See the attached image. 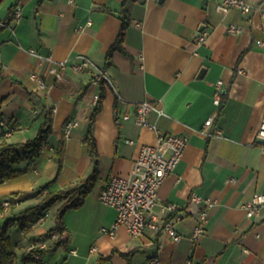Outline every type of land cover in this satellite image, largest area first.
Here are the masks:
<instances>
[{"label": "crops", "instance_id": "0c3cea01", "mask_svg": "<svg viewBox=\"0 0 264 264\" xmlns=\"http://www.w3.org/2000/svg\"><path fill=\"white\" fill-rule=\"evenodd\" d=\"M219 1L0 0V22L6 23L0 25V128L11 130L6 141L18 144L23 154L22 144L36 136L48 111L52 116V131L40 155L12 165L20 173L0 184V201L11 196V208L20 210L38 201L37 188L43 184L53 180L48 190L63 189L91 172L83 138L95 107L93 95L101 92L100 85L92 82L97 69L106 70L111 85L103 84L101 108L92 125L99 174L81 207L88 205L105 226L113 223L116 211L99 200L101 188L111 174L131 171L140 144L156 141L154 130L133 120L135 103L151 100L163 114L152 111L148 121L159 132L188 138L182 158L158 189L155 207L158 213L162 203L180 207L184 216L176 229L181 239L150 231L133 237L120 227L113 237L93 236L87 246L91 239L72 243L66 233L64 264H97L100 259L103 264H145L152 255L161 264H264V209L249 218L243 207L254 193H264V153L255 142L264 111V16L258 10L245 15L236 7L222 13L216 8ZM247 1L264 9V0ZM123 8L130 18L122 41L126 53L116 50L108 57ZM15 9L21 13L18 19L12 17ZM230 25L241 32L228 31ZM202 29L208 35L197 43ZM31 50L54 61L67 59L63 79L55 81L47 72V62ZM81 54L92 65L75 71L70 64ZM31 72L39 73L47 86L37 88ZM218 80L223 93L216 105ZM124 113L130 119H124ZM211 115L213 123L205 127ZM68 119L77 125L66 137L63 129ZM217 128L222 135L208 136L203 131ZM128 138L134 142L127 143ZM60 141L65 155L57 175L54 149ZM67 165L72 176L63 187L59 181ZM192 193L214 200L208 207L205 232L197 241L191 238ZM54 224L36 222L8 233L16 258L7 264L34 247L49 246L59 235H41ZM91 246L96 250L90 252ZM60 249L47 253L52 255L48 264H60L53 260ZM141 252L144 258L137 257Z\"/></svg>", "mask_w": 264, "mask_h": 264}, {"label": "built area", "instance_id": "2783aa9c", "mask_svg": "<svg viewBox=\"0 0 264 264\" xmlns=\"http://www.w3.org/2000/svg\"><path fill=\"white\" fill-rule=\"evenodd\" d=\"M236 7L242 14L248 15L253 10H258L264 16V9L261 4H252L247 0H220L216 5L218 11L226 13L230 8ZM21 13L18 9L13 10V19H18ZM90 24V19L87 20ZM0 25H6L0 22ZM82 27L80 26V29ZM241 28L230 25L228 31L241 32ZM208 32L204 29L199 30L196 35V42L203 43L206 40ZM264 45V41L261 42ZM32 53L38 56L40 60L47 62V72L51 74L55 81L63 79V71L68 65V60L54 61L50 55H40L31 50ZM92 65L91 60L86 55H79L78 60L70 64V67L75 71L88 70ZM30 79L35 83L37 88L43 89L47 86V82L37 72L30 73ZM92 82L98 85H111V79L104 69H97L93 73ZM222 81L216 82V90L213 96V102L219 105L223 90L221 89ZM99 93L93 95L94 105L99 101ZM156 111L158 114H163L161 108L155 105L151 100L145 99L135 103V112L133 120L143 126L150 128L156 132L155 143H142L139 146L138 153L133 160L131 171L127 175L111 174L99 193V200L108 206H111L116 211V216L113 223L109 227H101V232L105 235L113 237L122 227L126 232L133 237H141L147 231L167 233L174 241L181 239V234L177 231L176 225L181 221L184 214L180 207L175 203H162L159 205L160 213L155 211L158 204V189L175 168L176 164L182 158V154L187 145L188 138L184 135L159 132L155 124L148 121L150 112ZM124 119H130L128 113L122 115ZM214 116H209L204 126H210L213 123ZM77 125L76 120L68 119L64 123V136H68L70 130ZM206 135H222L221 129L217 128L213 132L203 130ZM11 134L10 129L0 128V140L8 138ZM127 143H133V139H126ZM255 142L264 153V111L261 116L259 126L255 131ZM214 204V200L204 199L196 193H192L189 199L191 206L192 219L194 221L191 238L197 241L205 232V224L208 219V207ZM2 211L0 216L5 215L11 201L4 199L1 202ZM243 207L246 211V216L251 218L258 214L261 209H264V193L256 192L249 198ZM47 212L39 218L38 223L45 221ZM96 250V246L90 247V252ZM245 253L249 250L244 248ZM75 253V250H71ZM145 264H161L157 255L149 257Z\"/></svg>", "mask_w": 264, "mask_h": 264}, {"label": "trees", "instance_id": "16d2710c", "mask_svg": "<svg viewBox=\"0 0 264 264\" xmlns=\"http://www.w3.org/2000/svg\"><path fill=\"white\" fill-rule=\"evenodd\" d=\"M121 26L118 36L115 42L110 46L108 51V57L111 56L113 51H120L126 53L122 46L125 30L129 25L130 18L125 8L121 11ZM101 92L99 94V101L92 110L89 116V124L86 135L83 138L85 145L87 146L88 154L92 160L91 172L82 179L79 183L69 186L67 188L58 190H48V187L53 183V180L43 184L37 188V194L41 195L35 204L16 210L12 205L9 207V214L0 216V264H7L16 258V252L12 246L8 230L11 226L16 225L20 230H25L32 224L36 223L46 211L56 204L58 201H62L61 205L57 209L55 224L48 228L41 237H50L52 234H57L59 237L54 240L47 247H34L30 253L23 254L21 258L25 261L39 260L38 257L55 251L59 247H64L66 250L67 237L63 238V235L67 233V228L64 224L63 215L65 211L70 208L80 207L92 190L99 174L98 170V151L96 141L92 135V125L96 113L101 108V99L103 98V84L100 85ZM52 131V116L50 111L47 112L44 122L40 125L36 136L22 144L23 154L18 151V144L10 143L6 141V138L0 140V184L5 180L10 179L20 173V170L12 168L14 163H18L21 159L31 160L34 157L40 155L42 149L46 145L47 138ZM65 155L64 142L60 141L57 147L54 149V161L57 164V175L60 173ZM2 206L0 203V212ZM68 236V234H66ZM121 255L126 256L125 253ZM104 260L100 259L97 264H103Z\"/></svg>", "mask_w": 264, "mask_h": 264}, {"label": "rangeland", "instance_id": "374dc122", "mask_svg": "<svg viewBox=\"0 0 264 264\" xmlns=\"http://www.w3.org/2000/svg\"><path fill=\"white\" fill-rule=\"evenodd\" d=\"M70 164V163H69ZM56 165V173H57V164ZM29 171V170H28ZM72 176V171L71 167H65L63 171V176L62 179L59 181L63 187L68 181V179ZM80 182V180H78ZM78 182V183H79ZM90 193V192H89ZM88 193V194H89ZM91 196V195H89ZM8 200H13L11 196H8ZM3 199V200H4ZM1 200L0 202H2ZM98 206L101 205L100 201L96 200ZM59 202V201H58ZM85 202V201H84ZM60 203L54 204L51 206L46 212H47V217L45 219V225H51L55 223L56 219V209L59 206ZM84 204V203H83ZM82 204V205H83ZM57 205V206H56ZM63 220L65 224L67 225V234H68V241L72 242L73 241H81V244H84L87 240V246L89 243L92 242V237L101 234V227H104L106 224L103 221H99V219L95 218V214L93 209L87 206H80L78 208H70L67 211H65L63 215ZM77 222H79V225H77ZM108 227V226H105ZM19 228L16 225H13L9 228L8 233L12 234L13 232L17 231ZM67 243V242H66ZM67 245V244H66ZM86 248V247H85ZM31 251V250H30ZM29 251V253H30ZM67 255V250L64 247H61L59 252H55V255H53V260H55L57 263L64 264V257ZM22 255H19L14 264H48V259L52 255H48L47 253L42 256L40 260H28L25 261L21 258ZM139 258H144L145 255L143 252L139 253L137 256ZM48 258V259H47ZM72 260V259H71ZM69 264H71V261H68Z\"/></svg>", "mask_w": 264, "mask_h": 264}, {"label": "water", "instance_id": "95a60500", "mask_svg": "<svg viewBox=\"0 0 264 264\" xmlns=\"http://www.w3.org/2000/svg\"><path fill=\"white\" fill-rule=\"evenodd\" d=\"M159 1H163V0H159Z\"/></svg>", "mask_w": 264, "mask_h": 264}]
</instances>
